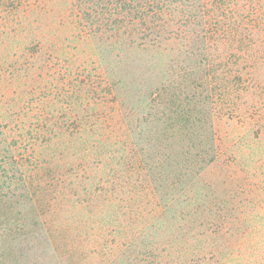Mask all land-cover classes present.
Wrapping results in <instances>:
<instances>
[{"label":"trees","instance_id":"trees-1","mask_svg":"<svg viewBox=\"0 0 264 264\" xmlns=\"http://www.w3.org/2000/svg\"><path fill=\"white\" fill-rule=\"evenodd\" d=\"M46 255L264 264V0H0V264Z\"/></svg>","mask_w":264,"mask_h":264},{"label":"rangeland","instance_id":"rangeland-1","mask_svg":"<svg viewBox=\"0 0 264 264\" xmlns=\"http://www.w3.org/2000/svg\"><path fill=\"white\" fill-rule=\"evenodd\" d=\"M46 245V241H31L29 246L33 249V253H34V259H38L40 252L43 250V248ZM33 258H30V264H39L37 262L33 261ZM62 264H64L63 262H61ZM41 264H55V259L53 257H51L50 255H46L45 257H43V261L41 262Z\"/></svg>","mask_w":264,"mask_h":264}]
</instances>
